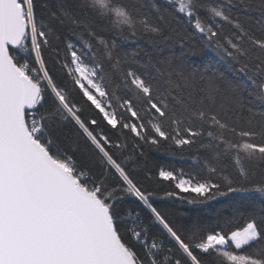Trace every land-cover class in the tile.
I'll return each instance as SVG.
<instances>
[{
    "label": "snow or ice",
    "instance_id": "6c2138e0",
    "mask_svg": "<svg viewBox=\"0 0 264 264\" xmlns=\"http://www.w3.org/2000/svg\"><path fill=\"white\" fill-rule=\"evenodd\" d=\"M262 242L264 0H0V264H264Z\"/></svg>",
    "mask_w": 264,
    "mask_h": 264
},
{
    "label": "trees",
    "instance_id": "16d2710c",
    "mask_svg": "<svg viewBox=\"0 0 264 264\" xmlns=\"http://www.w3.org/2000/svg\"><path fill=\"white\" fill-rule=\"evenodd\" d=\"M161 2H163V0H161ZM77 99H79L78 96H77ZM84 115H85L86 118H89V119H91L92 117H96L98 120L100 119V117H99V116L96 114V112H95L94 110H92V109H87V108H86ZM100 127H101L102 129H104L105 131H108V128L106 127V125H105L103 122H101ZM109 134H112V133H109ZM114 138H115V136H114ZM128 143H129V144L132 143L131 139H129ZM154 158H155V159H159V160H163V161H166V162L174 163V164H176L177 166L188 167L187 162L184 161V160H181V159H179V158H177V159H175V160H171V161H169V158H168V157H166V156H161V155H159V154H156ZM237 196H238V198H240V202H244V199H245L244 194H237ZM160 206H161V207H169L170 204H169L168 201H164V202H161ZM218 207H219V205H218ZM243 224H244V221H242V220H237V221L234 222V226H236V227H242ZM262 243H264V242H262ZM256 246L259 247L260 245H256ZM246 250L251 251L252 249H246Z\"/></svg>",
    "mask_w": 264,
    "mask_h": 264
}]
</instances>
